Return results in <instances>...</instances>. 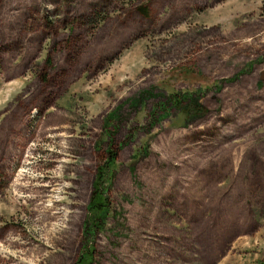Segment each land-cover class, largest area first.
Listing matches in <instances>:
<instances>
[{"label":"rangeland","instance_id":"rangeland-1","mask_svg":"<svg viewBox=\"0 0 264 264\" xmlns=\"http://www.w3.org/2000/svg\"><path fill=\"white\" fill-rule=\"evenodd\" d=\"M100 166L91 264H264V0H0V264H75Z\"/></svg>","mask_w":264,"mask_h":264},{"label":"trees","instance_id":"trees-1","mask_svg":"<svg viewBox=\"0 0 264 264\" xmlns=\"http://www.w3.org/2000/svg\"><path fill=\"white\" fill-rule=\"evenodd\" d=\"M139 13L142 16H146L145 11L143 8H138ZM183 97V96H182ZM192 95L185 96L184 98H181V96L178 95H171L170 99L172 104H181L182 100H190ZM201 111V110H200ZM193 112L192 110L188 109V113L185 112V117H188V115L192 116ZM195 115V114H194ZM115 154L109 150H107V162L111 163L115 159ZM105 170H107V166H100L97 168L95 180L92 183V196L90 199V202L87 206L88 211V217L86 220H84L83 227H84V233L86 237L88 238V243L84 247V251L79 256L77 262L75 264H91L92 262V249H94L92 243L93 238L96 236V234L103 229L105 220L107 219V214L109 211V204L107 202V198L103 195L105 194V191L103 189V179L105 177Z\"/></svg>","mask_w":264,"mask_h":264}]
</instances>
